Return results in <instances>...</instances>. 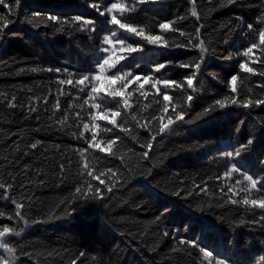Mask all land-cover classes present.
Listing matches in <instances>:
<instances>
[{
  "label": "trees",
  "instance_id": "16d2710c",
  "mask_svg": "<svg viewBox=\"0 0 264 264\" xmlns=\"http://www.w3.org/2000/svg\"><path fill=\"white\" fill-rule=\"evenodd\" d=\"M117 2L130 7L133 0H21L11 12L0 5V17L8 21L0 35V230H14L0 239L15 249L14 257L4 249L0 256L9 264H208L201 251L206 249L210 259L226 264H264V209L231 202L264 199V104H255L264 99V45L258 37L264 0H151L124 18L117 15L146 36H162L167 47L110 23L106 9ZM77 16L93 23L81 28L72 23ZM160 23L172 28L160 30ZM108 36L112 45L105 43ZM199 40L207 49L203 54L193 47ZM251 43L258 48L243 56ZM201 55L193 91L184 80L193 69L180 65L199 62ZM107 56L118 63L105 66L104 77H141L125 90L129 108L122 98L90 96L91 78ZM241 63L256 72H244ZM159 64L166 67L156 71ZM84 75L91 83L78 85ZM232 75L238 77L235 93ZM144 76L149 83L139 89ZM165 79L184 88L153 87ZM67 80L73 83H61ZM165 91L171 101L163 100ZM225 97L228 106L205 113ZM248 99L253 103L242 106ZM108 109L120 111L116 120L122 127L97 116ZM181 112L184 118L177 121ZM169 116L175 123L161 133ZM93 133L101 147L116 140L111 153L90 146ZM249 140L239 156L226 155ZM233 168L239 171L226 176ZM244 175L260 181L256 189H249ZM97 187L102 198L86 199L97 195Z\"/></svg>",
  "mask_w": 264,
  "mask_h": 264
},
{
  "label": "snow or ice",
  "instance_id": "6c2138e0",
  "mask_svg": "<svg viewBox=\"0 0 264 264\" xmlns=\"http://www.w3.org/2000/svg\"><path fill=\"white\" fill-rule=\"evenodd\" d=\"M151 2V0H133L131 6L129 7L128 4L124 3V2H117V3H111L110 7L106 9V11L108 13L111 14V20L110 23H112L113 25H117L119 27V29L125 30L126 32H128L129 34L141 37L142 39L146 40L148 43L150 44H159L161 46L167 47L168 46V41L163 40L162 36L156 35H145L143 29L138 30L136 27H134L132 24L129 23H122L121 19L117 18V15H120L121 18H124V14L126 12H132L136 10V5L137 4H144V3H148ZM238 0H228L229 4L232 3H237ZM21 3V0H13V4L11 6L7 5L5 3V0H0V5H4L5 7H7L9 9V12L12 11V7L15 6H19ZM192 3H195V0H192ZM93 7H97L96 5H93ZM103 15V13H101ZM37 16L39 14H36ZM192 16L197 17L198 19V15L197 12L195 10V8H193ZM49 19L53 20V21H58V17L52 16L49 17ZM261 19H264V17H261ZM0 20H3L4 23L2 26H0V35H2L3 33V29L6 28L8 26V21L5 17H0ZM67 22V21H66ZM72 23H79L81 28H85L89 25H91L93 22L91 20H85L83 17L81 16H77L74 17L72 20ZM257 23H259V21H257ZM172 28L171 23H160L159 24V29L160 30H164V31H168ZM247 28L249 30H254L253 29V24H248ZM94 31V29H91ZM173 31H178V29H172ZM181 35H185L184 33H180ZM196 36H199V28H197L196 30ZM258 37H259V44L260 45H264V28H262L259 33H258ZM190 42V41H189ZM105 43L108 45H112L113 44V36H108L105 37ZM116 43L120 44L121 46L124 45V41L123 40H116ZM203 40H199L197 45H193V47H199L200 48V52L201 54H203L204 52L207 51L206 48L203 47ZM128 48L130 49V51H136V48H132L131 45H128ZM258 48V44L257 43H251L250 46L242 53L243 56L245 57H249L250 54H252L253 49ZM103 51L105 53L110 52V48H104ZM125 57L124 56H120L119 60H123ZM203 55H201L200 61L196 62L194 64H190V63H183L180 66L184 67V68H192L193 72L191 75L185 76L184 80L186 81V85L188 89H191L194 91V80L198 74V71L200 69L201 63L203 62ZM118 63V61H113L111 56H107L103 59V62L100 63L97 67L99 69V71L91 78L92 81H95V84L91 87L90 89V96H93V98H95L94 94H102V98L104 100H109V99H115V98H122V103H123V107L124 108H129L131 107V105L129 104L128 99L125 97V90L129 87V85H131L134 82L140 81L141 77L140 76H134L132 77V79L127 80L126 82H124L126 80V78L128 76H131V73H125L123 76H120L119 74L115 75V76H108V77H104L102 75V73L105 70V66H108L109 68H115L116 64ZM166 67L165 64H159L156 68V71H160L162 69H164ZM240 69H242L244 72L247 73H255L256 69L249 67L247 63H241L239 65ZM56 71H60V69H56ZM259 75L264 76V72H260ZM237 75H232L231 79H230V85H231V92L235 93L237 91L236 89V81H237ZM105 80H107V84H105ZM121 81L120 83V87H116L115 85L117 84V81ZM89 81V83H91V81L89 80V76L84 75L83 77H81L78 81H76V83L78 85H85V82ZM61 83H67V84H72L73 81L72 80H67V81H61ZM149 83V77L148 76H144L143 77V83H139L138 84V88L139 89H143L144 88V84ZM156 84H163L165 86V88L167 89L168 86L172 85V86H176L179 88H184V84H177L176 81L174 80H159V81H155L153 83V87L156 86ZM261 87H264V85H261ZM157 92H159V89H156ZM132 93L129 92L128 96H131ZM193 97L192 95H188L187 96V101L190 102L192 101ZM227 97L224 98V100H216L214 102V106H210L209 108L205 109V113L214 110L215 106H218L219 108H224L227 105V103L225 101H227ZM163 100L164 101H171L172 97H170L167 94V91H165V93L163 94ZM232 104H236L238 103L237 99L233 98L231 100ZM253 103V101L251 99H248L246 102H242V106L244 107H248ZM256 105H260V104H264V99H258L255 101ZM59 105L57 104V107ZM94 107L99 108L100 105L96 104L94 105ZM169 111L168 106L166 105L163 108V112L167 113ZM172 111L175 112L176 109L175 107L172 108ZM77 115H79V113H77ZM121 115L120 111H112L111 109L107 110V113H98L97 116L104 120V121H108L111 125L113 126H118L117 125V120L116 117H119ZM97 116H93V119H96ZM157 117H152V119H156ZM163 116H160L159 119L161 121H163ZM184 118L183 116V112L178 113L176 115V120H182ZM133 119H135V117H133ZM175 123V121L172 120L171 116L168 117V124H162V126L160 127L159 131L161 133L164 132V130L166 128H168V126L170 124ZM84 129H88L89 125L88 124H84L83 125ZM97 127H99L97 125ZM118 127H122V125H119ZM139 127L144 128L146 127V124H140ZM108 131H112L111 128L108 129ZM125 131H127L125 129ZM117 139H119V137H117ZM152 139H155V137H152ZM96 135L95 133H93L92 135V140L90 142V146L92 148L95 149H99L102 152H106V153H111L112 151V145H114L116 143V140H109L107 142V146L106 147H101L100 143H96ZM252 144V140H249L247 142L246 145H242L240 149H238L234 154L233 153H226L227 156L231 157L233 155L239 156L241 154L242 151L246 150L248 146H250ZM31 147L35 148L36 144H33ZM147 147L149 149H151L152 145L151 143H149L147 145ZM85 151H87V149H85ZM143 156L145 158H147L148 156V152L145 151L143 153ZM85 167H87V165H85ZM111 171V170H109ZM232 171H239V169H235L233 168L231 171L225 173L226 176H230L232 174ZM103 174V173H101ZM89 176H92V173L89 172L88 173ZM93 179L95 180H99L101 184H104L103 180H100V176H94ZM244 180L249 182V189H256L257 188V184L260 183V181H258L257 179H254L252 176L250 175H244ZM240 182L237 181V184H239ZM249 189H241V191H248ZM106 190L107 191H111V187L110 186H106ZM204 189H201V191H203ZM77 193H81L82 192V188L77 187L75 190ZM87 191L88 192H92L93 188L91 183L88 184L87 187ZM221 191H223L221 189ZM233 191L232 188H229V192ZM96 196H91V197H85L86 199H92V198H102V196L100 195V189L99 187L96 188ZM232 203H243L244 205H249V206H256L260 209H264V199H248V198H244L242 201H236V200H232ZM17 211H16V216L20 217V209L23 208V205H17L16 206ZM75 210V209H74ZM2 215V214H0ZM22 219V217H21ZM261 219H264V217H262ZM26 223V221H25ZM13 229H10L7 226H4L2 230H0V238H3L6 236V234H9L11 232H13ZM22 231V229H21ZM15 235H20V232H15ZM185 241H181V243H184ZM188 243L192 244L193 246H196V241H188ZM0 249H4L9 256H13L14 257V253H15V249H12L9 247V245L7 243H4L2 240H0ZM204 256L205 260H208V264H226V261L224 260H214V259H210L213 257V253L211 251H208L206 249H202L201 250ZM81 255H83V253H81ZM0 264H9V260L4 258L3 256H0ZM73 264H75V261H73Z\"/></svg>",
  "mask_w": 264,
  "mask_h": 264
},
{
  "label": "rangeland",
  "instance_id": "374dc122",
  "mask_svg": "<svg viewBox=\"0 0 264 264\" xmlns=\"http://www.w3.org/2000/svg\"><path fill=\"white\" fill-rule=\"evenodd\" d=\"M4 239L6 238V237H3ZM0 240H2V239H0Z\"/></svg>",
  "mask_w": 264,
  "mask_h": 264
}]
</instances>
